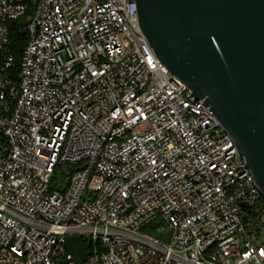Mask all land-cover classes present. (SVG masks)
<instances>
[{"label": "built area", "instance_id": "2783aa9c", "mask_svg": "<svg viewBox=\"0 0 264 264\" xmlns=\"http://www.w3.org/2000/svg\"><path fill=\"white\" fill-rule=\"evenodd\" d=\"M191 94L136 0H0V264H77L66 237L83 264H264V195ZM157 217L169 240L140 232Z\"/></svg>", "mask_w": 264, "mask_h": 264}, {"label": "water", "instance_id": "95a60500", "mask_svg": "<svg viewBox=\"0 0 264 264\" xmlns=\"http://www.w3.org/2000/svg\"><path fill=\"white\" fill-rule=\"evenodd\" d=\"M136 3L158 60L215 114L264 195V0ZM64 245L77 264L87 260L79 237Z\"/></svg>", "mask_w": 264, "mask_h": 264}, {"label": "trees", "instance_id": "16d2710c", "mask_svg": "<svg viewBox=\"0 0 264 264\" xmlns=\"http://www.w3.org/2000/svg\"><path fill=\"white\" fill-rule=\"evenodd\" d=\"M27 26L25 17H22L18 20L11 21L8 23V33H9V51L13 54L16 59L17 64L21 61L22 52L27 45L28 35L24 31V28ZM70 170L74 172L76 170L75 166H71ZM63 176L66 179H69V176L65 175L63 172ZM55 184L52 185V189H56ZM85 244L87 243L85 240L83 241Z\"/></svg>", "mask_w": 264, "mask_h": 264}, {"label": "rangeland", "instance_id": "374dc122", "mask_svg": "<svg viewBox=\"0 0 264 264\" xmlns=\"http://www.w3.org/2000/svg\"><path fill=\"white\" fill-rule=\"evenodd\" d=\"M67 182L68 179H66L64 176H57L55 177L53 184H55V186L58 188L59 186ZM160 229L163 230L159 231ZM140 232L144 234H149L156 238H163L165 240L170 239V232H168L167 225L161 217H157L156 219L150 221L148 224H146L140 229Z\"/></svg>", "mask_w": 264, "mask_h": 264}]
</instances>
